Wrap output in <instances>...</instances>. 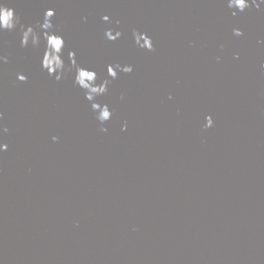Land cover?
<instances>
[{"label":"water","instance_id":"95a60500","mask_svg":"<svg viewBox=\"0 0 264 264\" xmlns=\"http://www.w3.org/2000/svg\"><path fill=\"white\" fill-rule=\"evenodd\" d=\"M257 4L233 16L226 0H11L37 31L54 10L65 62L73 50L110 79L96 102L112 116L97 121L73 71L56 81L42 70V44L0 33L2 264H264ZM117 63L132 72L107 77Z\"/></svg>","mask_w":264,"mask_h":264},{"label":"clouds","instance_id":"9594fccd","mask_svg":"<svg viewBox=\"0 0 264 264\" xmlns=\"http://www.w3.org/2000/svg\"><path fill=\"white\" fill-rule=\"evenodd\" d=\"M11 0H0V33L6 31L19 30L20 46L28 47H40L43 45L42 54L40 58V64L43 71H46L49 76H52L56 81H60L64 75L73 71V83L81 90H83L85 98L91 101V109L95 113L97 121L101 125L108 121L112 116V110L109 109L107 104H101L96 102V97L104 95L108 90L110 79L105 78L98 82L97 73L94 69L80 65L75 59V52L68 50L67 60L65 62V40L64 37L58 33L55 26L52 23L51 18L54 15V10L51 8L45 9L42 17V21L38 24L39 31L32 25H24L21 23L20 16L17 14L16 9L10 6ZM227 7L232 9V15H237L238 12H243L249 9L251 6L257 4V0H226ZM260 3H264V0H260ZM104 21H109L108 15L101 17ZM119 23V21H117ZM233 33L237 36L242 35L239 29L234 28ZM105 38L109 41L116 40L121 36L119 30L113 31L111 29L105 30ZM132 36L137 46L149 51L153 50L152 38L144 32H138L133 30ZM7 57L0 54V64L6 63ZM264 68V64L261 65ZM107 77L112 79L116 78L117 72L130 73L132 72V66L130 64L121 65L119 63L115 65H107ZM17 79L19 81H25L27 77L23 74L17 73ZM3 113L0 112V132H7L8 129L2 125ZM204 127H211L213 120L211 116L205 117ZM124 126L122 125V128ZM106 128H101V131H106ZM53 140L57 137L53 136ZM7 144L0 142V152L7 149ZM2 264V262H0Z\"/></svg>","mask_w":264,"mask_h":264}]
</instances>
